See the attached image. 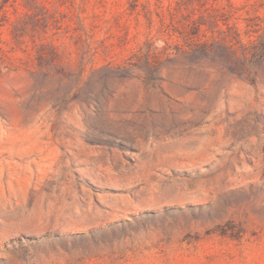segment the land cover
I'll return each mask as SVG.
<instances>
[{
  "label": "rangeland",
  "instance_id": "rangeland-1",
  "mask_svg": "<svg viewBox=\"0 0 264 264\" xmlns=\"http://www.w3.org/2000/svg\"><path fill=\"white\" fill-rule=\"evenodd\" d=\"M0 264H264V0H0Z\"/></svg>",
  "mask_w": 264,
  "mask_h": 264
}]
</instances>
